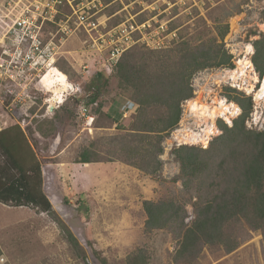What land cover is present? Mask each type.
<instances>
[{"label":"rangeland","instance_id":"1","mask_svg":"<svg viewBox=\"0 0 264 264\" xmlns=\"http://www.w3.org/2000/svg\"><path fill=\"white\" fill-rule=\"evenodd\" d=\"M35 1L0 0V131L18 125L30 136L42 167L43 191L84 248L87 260L74 253L52 217L8 206H0V257L6 258V264H176L179 240L168 230L146 232L143 203L182 202L189 212L187 224L193 221L196 195L184 188L181 166L173 152L184 146L203 149L200 141L183 144V136L193 132L195 138L197 134L203 139L215 126L217 133L205 149L209 150L223 134L220 123L230 128L241 114L236 98L253 102L247 128L264 131V80L252 63L253 44L264 37V0H123L127 9L119 0H103L109 7L97 20L105 22L108 15L113 16L107 21L109 28L130 17L139 24L151 21L156 28H165V47L151 49L139 43L127 54L160 56L167 62L185 47L207 46L221 49L231 58L229 65L207 67L191 78L193 97L181 103L180 123L165 135L162 166L154 175L123 161L120 146L111 144L116 137L127 135L132 125L134 113L124 119V108L131 105L136 110L133 91L127 92L125 85L120 88L118 65L103 70L104 76L98 78L95 61L86 51V32L60 33L68 18L69 28H76L70 6L74 0H57L61 1L55 7L58 13L47 11L48 20L40 31L44 46L58 45L50 48V62L55 61L73 87L63 94L64 102L50 111L54 94L43 85L48 64L37 65V58L32 63L15 58V46L3 36L5 23ZM141 37L136 34L137 39ZM86 62L94 69L84 72ZM160 64H153L152 71L159 73ZM94 95H98L97 102L90 105ZM85 109L94 118L91 125L83 116ZM51 127L55 132L48 137L38 132ZM173 134L182 141L181 147ZM85 152L99 162L81 163ZM240 230L243 242L237 250L227 253L222 246L208 247L197 264H264V228L245 224Z\"/></svg>","mask_w":264,"mask_h":264},{"label":"trees","instance_id":"2","mask_svg":"<svg viewBox=\"0 0 264 264\" xmlns=\"http://www.w3.org/2000/svg\"><path fill=\"white\" fill-rule=\"evenodd\" d=\"M253 47L252 63L263 81L264 37L255 41ZM125 55L118 64L117 75L122 79L120 88L125 85L127 92L133 91L136 110L132 112L127 135L116 137L111 144L120 146L123 161L154 175L162 166L165 135L179 125L181 103L193 97L191 78L207 67L227 66L231 58L223 50L207 46L185 47L167 62L160 56ZM160 62V71L155 73L152 69L156 67L152 65ZM103 76L104 71L98 78ZM98 95L90 99V105H95ZM236 102L241 114L230 128L220 123L223 134L209 150L184 146L173 152L181 166L184 188L196 195L193 221L187 224L189 212L182 202L143 203L146 232L168 230L179 240L176 264H197L208 247L222 246L227 253L234 252L243 242L240 229L245 224L254 229L264 228V131L247 128L252 100L236 98ZM106 117L111 118L107 114ZM46 122L53 126L52 121ZM39 129L43 137L55 132L54 127ZM91 156L92 153L85 152L81 163L99 162L98 157ZM0 204L30 208L52 217L74 253L87 260L84 248L44 193L38 155L30 136L18 125L0 131Z\"/></svg>","mask_w":264,"mask_h":264},{"label":"built area","instance_id":"3","mask_svg":"<svg viewBox=\"0 0 264 264\" xmlns=\"http://www.w3.org/2000/svg\"><path fill=\"white\" fill-rule=\"evenodd\" d=\"M118 1V0H117ZM124 9H127L123 0H119ZM61 4V1H49V0H37L34 3L29 2L25 4V7L18 12L17 15H13V18L9 19L10 22L5 23L4 29V39L9 41V44L15 46L14 57L22 60L24 63H32L37 58L36 64L39 65L41 62L43 64H48L51 59V51L54 48H58L56 44L46 45L40 37V31L42 25L48 20L45 14L47 11L53 10L52 13L55 15L58 13L55 7ZM71 4V3H70ZM73 10V17L76 19V28L71 30L69 28V22L71 18H68V21L60 26V33L68 35L70 33H76L81 29L84 30L87 34V49L90 53V56L93 58L94 62V71L98 73L102 72L105 69L115 68L124 54L134 48L139 43H144L147 47L151 49H161L165 47V39L163 34L166 32L165 28L160 27L156 28L153 26L151 21H146L139 24L133 17H130L123 23L109 28L107 26V21L97 20V16L101 14L108 4L103 0H74L70 5ZM102 29V30H101ZM76 31V32H75ZM141 34V38L137 39L136 34ZM251 46V51H252ZM50 62V63H49ZM55 63V61H54ZM87 62L83 66L84 72L93 70ZM231 72L227 73V76L230 77ZM190 103V102H189ZM195 106V105H194ZM194 106L190 109L193 110ZM134 107L124 108L122 112V117L128 118L132 114ZM83 116L86 117L87 122L90 125L94 122V118L87 116V110L83 111ZM210 134H207L203 139H199L200 135L195 138L193 132L191 134H186L183 136L184 142L186 145H195L200 141V147L204 150L208 149L213 137L216 135L217 130L215 126H212ZM173 139L177 141V147H181L182 141L179 139L178 135L173 134ZM195 143V144H194ZM7 260L4 256L0 257V264H6Z\"/></svg>","mask_w":264,"mask_h":264},{"label":"bare ground","instance_id":"4","mask_svg":"<svg viewBox=\"0 0 264 264\" xmlns=\"http://www.w3.org/2000/svg\"><path fill=\"white\" fill-rule=\"evenodd\" d=\"M48 72L49 73H47L43 85L46 89H49V92H52L54 94L51 103L61 104L64 102L63 99L65 96H63V94L72 91L73 87L70 84L67 75L56 68V66L54 65V61H52L48 66ZM261 93L263 95L264 86L263 90H261ZM222 115L225 116L224 113ZM226 122L231 124V121L229 120H226Z\"/></svg>","mask_w":264,"mask_h":264},{"label":"water","instance_id":"5","mask_svg":"<svg viewBox=\"0 0 264 264\" xmlns=\"http://www.w3.org/2000/svg\"><path fill=\"white\" fill-rule=\"evenodd\" d=\"M52 104V106H51V108H50V111L52 112L53 110H54V108H56V106L58 105V104H56V103H51Z\"/></svg>","mask_w":264,"mask_h":264},{"label":"crops","instance_id":"6","mask_svg":"<svg viewBox=\"0 0 264 264\" xmlns=\"http://www.w3.org/2000/svg\"><path fill=\"white\" fill-rule=\"evenodd\" d=\"M121 11H122V10H120L118 13H120ZM108 17L110 18V17H113V16H108ZM88 59H89L88 61H92V60H91L92 58H89V57H88ZM87 63H88V62H87ZM0 206H4V205L0 204ZM4 207H5V206H4ZM6 208H8V207H6Z\"/></svg>","mask_w":264,"mask_h":264},{"label":"clouds","instance_id":"7","mask_svg":"<svg viewBox=\"0 0 264 264\" xmlns=\"http://www.w3.org/2000/svg\"><path fill=\"white\" fill-rule=\"evenodd\" d=\"M134 105V104H133ZM131 107V105L130 106H128V107H125V108H130Z\"/></svg>","mask_w":264,"mask_h":264}]
</instances>
